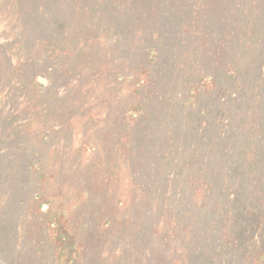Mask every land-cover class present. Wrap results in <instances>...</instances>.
Segmentation results:
<instances>
[{"label": "trees", "instance_id": "trees-1", "mask_svg": "<svg viewBox=\"0 0 264 264\" xmlns=\"http://www.w3.org/2000/svg\"><path fill=\"white\" fill-rule=\"evenodd\" d=\"M184 36L207 40L209 70L179 92L194 70L182 62L157 108L146 109L153 68L170 52L182 61L172 42ZM96 46L126 60L122 77L134 88L119 135L124 148L112 156L126 166L130 196L109 195L98 215L106 237L145 248V258L133 250L127 264H264V0H0V264L23 263L14 243L24 229L13 222L21 211L11 206L23 203L30 180L49 264H93L104 250L89 261L85 219L55 206L38 168L46 124L32 118L54 64L73 75ZM22 90L29 97L15 99ZM16 101L25 102L21 110ZM127 249L116 248L115 260Z\"/></svg>", "mask_w": 264, "mask_h": 264}, {"label": "rangeland", "instance_id": "rangeland-1", "mask_svg": "<svg viewBox=\"0 0 264 264\" xmlns=\"http://www.w3.org/2000/svg\"><path fill=\"white\" fill-rule=\"evenodd\" d=\"M187 6L192 7L189 3ZM183 41V44L172 42L182 61L177 63L179 58L175 52L174 54L170 52L169 59L159 61L160 65L157 64L153 68V79L150 86L144 89L141 101L146 109L157 108L160 88L164 87L163 90L167 93L165 87L168 77L170 78L174 69L182 62L188 67H194V70L193 73H189L192 78H187L188 82L182 79L177 84L179 92L195 84L198 78L205 74L199 75L200 70H209V63L202 62L203 58H208L204 54V50L208 49L207 40H202L201 45H198L201 38L184 36ZM94 53L92 62H84L73 75L61 74L58 62L48 75L46 91L41 95L40 116L32 117L36 123L46 124L45 135H48V141L39 146L42 163L38 168L48 178L49 194L54 196L55 206L60 210H66L67 214H76L85 219L81 239L84 240V248H87L89 261L97 252L96 249L104 248L101 256H98L93 264H127L131 263L133 250L145 258V248L124 247L118 240L120 246L114 245L110 234L106 237L99 225L98 215L100 212L104 213L102 209L109 195L116 200L123 199L122 202L127 201L126 198L130 196L131 182L127 176L124 179L126 166L124 162L114 163L112 156L118 157L122 151L121 146L124 148L119 135L122 134L121 124L125 118L126 99L128 94L133 93L134 88L123 80L122 66L124 68L126 60L122 56L114 54L115 58L107 57L102 54L99 46L94 48ZM136 54L137 50L134 48L135 57ZM206 77L207 75L202 79ZM28 94L30 91L22 90L15 99L29 97ZM24 103L16 101L15 105L21 110ZM167 107L169 106L166 105ZM161 115L165 118L164 114ZM27 135L29 136V133ZM100 165L101 169L105 168L101 173L97 172ZM127 166L130 168V165ZM97 183L99 184L96 185ZM36 185L33 180L27 181L26 189L23 191V203L18 206L15 204L18 202L16 201L11 206L12 210L21 211V220L18 213L13 217V222H18L19 228L24 229L16 235L14 243L15 248H23L25 253L21 254L22 264H49L51 257L48 230L35 209L33 195L36 194L34 189ZM97 188L99 189L95 192ZM109 189H112L111 194ZM93 211L98 213L96 217L92 216ZM25 231H29L30 234L22 235V239L21 234ZM116 248H128V252L122 254L119 252L120 256L115 260ZM154 250L156 252V248Z\"/></svg>", "mask_w": 264, "mask_h": 264}]
</instances>
